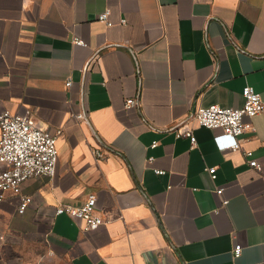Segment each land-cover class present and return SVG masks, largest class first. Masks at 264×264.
Wrapping results in <instances>:
<instances>
[{
  "label": "crops",
  "instance_id": "obj_1",
  "mask_svg": "<svg viewBox=\"0 0 264 264\" xmlns=\"http://www.w3.org/2000/svg\"><path fill=\"white\" fill-rule=\"evenodd\" d=\"M247 85L264 95V0H0V113L63 130L56 174L22 185L27 210L0 202V239L42 233L70 264H264V116L238 150L183 125L242 106ZM90 193L99 228L55 215Z\"/></svg>",
  "mask_w": 264,
  "mask_h": 264
},
{
  "label": "built area",
  "instance_id": "obj_2",
  "mask_svg": "<svg viewBox=\"0 0 264 264\" xmlns=\"http://www.w3.org/2000/svg\"><path fill=\"white\" fill-rule=\"evenodd\" d=\"M99 19L107 22L108 25L113 24L110 20V10L102 12ZM122 22L124 23L125 20ZM75 42L84 44L81 39H76ZM71 84L72 81L69 80L67 85ZM243 97L244 104L240 107L222 106L217 103L199 106L191 117L199 126L221 130L215 139L222 150L240 149V136L247 130L255 131L253 124L246 121V118L259 114L264 116V95L256 91L253 86L247 85L243 90ZM134 105L136 100L129 98L127 106ZM77 117L83 119L84 115L78 114ZM191 118L185 123H188ZM62 133V128L51 130L40 126L29 111L15 113L6 109L0 113V202L7 199L9 195L17 196L18 212L22 214L27 210L32 197L23 193L22 185L32 177H52L56 174L60 157L57 142ZM178 136L188 137L193 145L197 144V137L191 126L179 128ZM94 154L98 160L106 156V152L99 147L94 149ZM250 154L251 152H248V155ZM250 165L263 173L262 165L258 160L251 159ZM156 172L163 173L161 170ZM209 172L213 178L216 177V168H210ZM217 193L222 195L223 188H219ZM226 203L228 200L224 201V204ZM54 213L83 220L85 230H95L106 222L104 216L98 211L95 193H90L81 205L60 203L56 206ZM241 252L242 245H236L235 256H239Z\"/></svg>",
  "mask_w": 264,
  "mask_h": 264
},
{
  "label": "rangeland",
  "instance_id": "obj_3",
  "mask_svg": "<svg viewBox=\"0 0 264 264\" xmlns=\"http://www.w3.org/2000/svg\"><path fill=\"white\" fill-rule=\"evenodd\" d=\"M42 233L14 234L0 239V264H70Z\"/></svg>",
  "mask_w": 264,
  "mask_h": 264
},
{
  "label": "water",
  "instance_id": "obj_4",
  "mask_svg": "<svg viewBox=\"0 0 264 264\" xmlns=\"http://www.w3.org/2000/svg\"><path fill=\"white\" fill-rule=\"evenodd\" d=\"M95 59V57H93L92 58V61ZM93 63V62H92ZM91 63V64H92ZM194 112H195V110L191 113V115L188 117V118H186V120L183 122V123H185L188 119H190L192 116H193V114H194Z\"/></svg>",
  "mask_w": 264,
  "mask_h": 264
}]
</instances>
